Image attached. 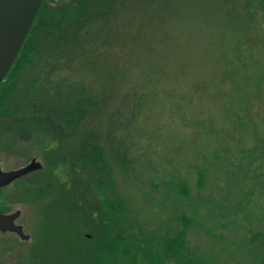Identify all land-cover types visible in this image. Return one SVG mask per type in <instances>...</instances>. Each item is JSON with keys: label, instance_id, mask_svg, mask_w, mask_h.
<instances>
[{"label": "rangeland", "instance_id": "obj_1", "mask_svg": "<svg viewBox=\"0 0 264 264\" xmlns=\"http://www.w3.org/2000/svg\"><path fill=\"white\" fill-rule=\"evenodd\" d=\"M44 6L0 170L47 184L0 189V264H264V0Z\"/></svg>", "mask_w": 264, "mask_h": 264}, {"label": "water", "instance_id": "obj_2", "mask_svg": "<svg viewBox=\"0 0 264 264\" xmlns=\"http://www.w3.org/2000/svg\"><path fill=\"white\" fill-rule=\"evenodd\" d=\"M45 2L46 0H0V86L13 68ZM39 170H42V166L35 159L23 168L0 170V189ZM19 215V211L12 214L0 212V232L12 233L22 241H28L30 237L15 223Z\"/></svg>", "mask_w": 264, "mask_h": 264}, {"label": "trees", "instance_id": "obj_3", "mask_svg": "<svg viewBox=\"0 0 264 264\" xmlns=\"http://www.w3.org/2000/svg\"><path fill=\"white\" fill-rule=\"evenodd\" d=\"M44 4L41 8V10L38 13V16L36 18V22L26 40V42L24 43L19 56L13 66V68L11 69V71L9 72V74L7 75L6 79L4 80V82L1 84L0 86V102L9 98L11 95V92L13 90V88H15L16 86V81L19 77V75L24 71V69L26 68V66L29 65L30 61V54L37 51L38 46H37V41L36 38L33 36V33L35 32L36 29L39 28H44V25L46 23V21H44L42 19V15L45 12L44 10ZM41 29V30H42ZM44 29H47L44 28ZM36 42V43H35ZM36 48V49H35ZM10 114V110L6 109L5 111H2V115H9ZM183 264H193V260L192 259H183ZM194 264H201V263H194Z\"/></svg>", "mask_w": 264, "mask_h": 264}, {"label": "flooded vegetation", "instance_id": "obj_4", "mask_svg": "<svg viewBox=\"0 0 264 264\" xmlns=\"http://www.w3.org/2000/svg\"><path fill=\"white\" fill-rule=\"evenodd\" d=\"M2 111L3 110H1L0 109V115H2ZM29 163V162H28ZM27 163V164H28ZM25 165H23V166H21V167H18L17 169H19V168H23ZM15 170V169H14ZM44 173L45 172H42V170H39V171H35V172H32V173H30V174H28V175H26V176H23V177H21L20 179H18L17 181H14L12 184H14V183H16L17 184V186H16V190L17 189H20L19 187H18V184L19 183H21L22 182V188H23V184H25L26 182H29V183H32L34 186H33V189L34 188H36V190L35 191H33V192H31V191H29V189H32V188H29V187H26V188H24V191H25V193H28V194H30V192L32 193V195L35 193V195L36 194H39V193H41L42 192V190L43 189H45V187H46V184H47V182L46 181H44L43 179L44 178H42V177H44L45 175H44ZM23 181H26V182H23ZM12 184H11V186H12ZM10 186V185H9ZM7 187V186H6ZM12 189L13 188H11L10 190H9V192H8V199H10L11 197H10V195L12 194ZM40 190V191H39ZM37 191H39L38 193H37ZM1 196V195H0ZM6 196V197H7ZM6 199V198H5ZM5 199L3 200L2 198L0 199V210H2V211H4V210H6V211H8L10 208H11V203H9V204H7V202L5 201ZM5 208V209H4ZM4 209V210H3ZM10 214H12V213H10ZM0 234H3V233H1L0 232Z\"/></svg>", "mask_w": 264, "mask_h": 264}]
</instances>
